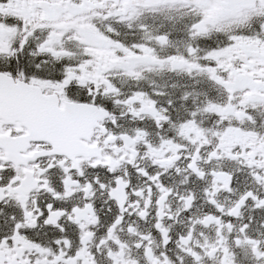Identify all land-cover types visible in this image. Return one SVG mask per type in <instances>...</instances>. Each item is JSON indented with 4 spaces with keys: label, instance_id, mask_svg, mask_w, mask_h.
<instances>
[{
    "label": "snow or ice",
    "instance_id": "obj_1",
    "mask_svg": "<svg viewBox=\"0 0 264 264\" xmlns=\"http://www.w3.org/2000/svg\"><path fill=\"white\" fill-rule=\"evenodd\" d=\"M0 264H264V0H0Z\"/></svg>",
    "mask_w": 264,
    "mask_h": 264
}]
</instances>
